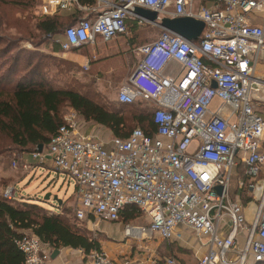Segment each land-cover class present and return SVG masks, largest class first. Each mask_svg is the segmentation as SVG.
Listing matches in <instances>:
<instances>
[{"label": "built area", "instance_id": "built-area-1", "mask_svg": "<svg viewBox=\"0 0 264 264\" xmlns=\"http://www.w3.org/2000/svg\"><path fill=\"white\" fill-rule=\"evenodd\" d=\"M193 4L95 0L85 6L78 0H42L39 5L41 16L95 12L64 29L63 51L110 42L127 33V20L159 27L134 13L135 7L203 23L194 41L159 27L155 40L133 48L139 59L116 100L151 103L153 134L134 128L124 139L103 142L81 129L85 122L70 108L47 144L29 153L33 162L12 163L24 171L31 163L46 164L69 177L72 216L78 224L92 221L91 228L79 225L98 243L100 222L119 221L122 210L135 207L141 223L122 222L129 255L112 257L99 244L87 253L77 249L83 264H179L174 255L161 257L156 249L179 240L181 229L193 235L192 247L204 249L195 264L264 262V73L256 72L264 59V0ZM171 63L178 66L176 74H164ZM81 67L86 71L87 62ZM2 195L14 198L12 186ZM241 195L256 202L249 224ZM14 244L22 264H49L53 249L30 232Z\"/></svg>", "mask_w": 264, "mask_h": 264}, {"label": "trees", "instance_id": "trees-1", "mask_svg": "<svg viewBox=\"0 0 264 264\" xmlns=\"http://www.w3.org/2000/svg\"><path fill=\"white\" fill-rule=\"evenodd\" d=\"M94 1L78 0L85 6L93 5ZM94 15L95 12L88 11L62 12L54 16L40 15L35 28L51 41V50L64 52L60 46L64 40V29L74 25L80 18L90 19ZM89 47L86 44L68 50L81 54L80 50ZM89 49L91 50V47ZM90 53L88 55H91ZM108 59V55L89 58L87 65L93 67ZM62 60L66 61L58 58V61ZM18 62L19 60L16 64ZM84 88L85 91H81L79 88L52 85L37 64L31 65L28 71L19 75L11 88L10 96L0 98V134L9 144L10 153L21 154L19 158L23 159L22 155L36 150L37 145L45 146L50 136L63 122L60 112L62 104L74 110L85 123L107 130L111 138L124 139L134 128L141 129L145 134H153L155 128L151 121V113L154 107L151 103L148 102L149 109L132 105L136 101L147 102L140 99L130 104H122L117 100L110 103L104 101L103 97L89 86ZM133 124L137 126L132 127ZM69 214L70 210L60 204L57 211H54L44 208L34 200L7 199L3 197L1 190L0 264H22V253L16 248L14 241L26 230L52 249L68 247L82 249L87 253L92 247L98 248V241L91 238L88 231L74 220L72 214L70 216ZM137 216L135 207H126L120 220L130 222Z\"/></svg>", "mask_w": 264, "mask_h": 264}, {"label": "rangeland", "instance_id": "rangeland-1", "mask_svg": "<svg viewBox=\"0 0 264 264\" xmlns=\"http://www.w3.org/2000/svg\"><path fill=\"white\" fill-rule=\"evenodd\" d=\"M41 1L0 0V98H8L16 78L28 71L31 65L37 64L52 85L79 88L81 91H85L84 87L89 86L94 92L97 91L104 101L114 103L120 85L129 76L139 59L133 52V48L155 40L160 31L159 27L149 24L137 27L134 25V21L127 20V33L115 39L116 45L121 42H123V45L114 49L111 54H108V60L99 65L88 67L84 71L78 63H73L66 59V61H58L60 57L53 55L57 51H53L50 48L51 41L46 39L35 28V23L40 18L39 5ZM89 48L80 50L82 55H87L88 60L89 58H93V56L97 57L99 55V51L93 54ZM64 52L75 53V51L71 50ZM89 53L91 55H88ZM60 54L63 56V52H60ZM18 60L19 62L16 64ZM262 71H264V67H256L257 73ZM123 75H125V78L119 80V77ZM216 102L217 100L214 99L211 107H214ZM132 105L150 108L149 103L143 101H136ZM68 109L70 108L66 104H62L60 112L64 114ZM77 119L81 124H84L79 116H77ZM90 124L85 123L81 129H84L86 133L96 134L99 137L98 139L103 142L110 138L107 130L97 125L92 129L93 126H89ZM135 126L137 125H132V127ZM10 151L9 144H7L4 137L0 134V192L6 186H12L14 198L23 199L24 201L26 199L34 200L44 208L57 211L56 202L52 200V196H55L61 200L60 205L63 208L70 210V216L73 204V196H71L73 181L64 173L57 172L46 164L38 165L31 163L30 168L26 171L14 169L12 168V163L17 161L21 154L10 153ZM22 158L28 162L34 161L29 153H24ZM234 187L235 176L232 174L229 181L230 194H232ZM47 193L50 194L49 198L44 199ZM254 196L255 198L258 197L257 191L254 192ZM255 208V200L247 201L243 204L242 214L246 224L251 222ZM70 221L74 222L71 217ZM139 221L141 220L134 218L129 223L139 224L141 223ZM91 223L92 221L87 219L84 224H79L83 227L87 226V228H91ZM97 228L106 235L105 241L100 237V240L103 241L102 245L105 248L110 249V245L120 247L126 243L121 234V223L100 222ZM25 232H28V230ZM156 250L161 257L167 254L174 255L176 259L181 261V264H187L189 261L195 263V260L190 258V253L177 242H171L164 247L160 246ZM131 252L133 255V249ZM128 253H130L128 249L119 250L120 255L116 257ZM68 254L71 253L67 251L64 257L66 263L70 261Z\"/></svg>", "mask_w": 264, "mask_h": 264}, {"label": "crops", "instance_id": "crops-1", "mask_svg": "<svg viewBox=\"0 0 264 264\" xmlns=\"http://www.w3.org/2000/svg\"><path fill=\"white\" fill-rule=\"evenodd\" d=\"M210 3H211V0H194L193 6H196L198 4L209 5ZM122 45H123V42L116 45L115 39H114V40L107 42V43H98L95 46H91V52L93 54H95L96 51H99L98 56H102V55L106 56L108 54H111L114 51V49H116L117 47H121ZM101 53H104V54L101 55ZM53 55H56L57 57H60V58L66 59V60H70V61H72L74 63H78L80 65L87 62V60H88L87 56L79 54L78 52H75V53L63 52V56H62V54H60V52H54ZM94 57L95 56H93V59L96 58V57L95 58ZM258 67H264V59L260 60ZM177 69H178V66L175 63H171L168 66V68H166L164 70V74L175 75L177 72ZM263 73H264V71L259 72V74H263ZM124 78H125V75L120 76L119 80H123ZM89 126H93L92 129L95 128V125H93V124L92 125L90 124ZM240 199L243 203H246L247 201L249 202V200H247V198H245L244 195H241ZM124 210L121 211L120 218H121V214L124 212ZM135 218H137V217H135ZM113 223H117V224L121 223V225H122L121 220L113 222ZM123 223H126V222H123ZM180 233H181V238L179 240L174 238L172 240V242H177L178 244H180V246H182V248L186 249L190 253V255H191L190 258L196 260V257L204 251L203 247L198 246V245H194L195 247H192V244H193V237L192 236L193 235H191L190 232H187V231H184L183 229H181ZM121 234H122V229H121ZM100 237H102L104 241L106 240L105 233L102 232ZM122 237H123V234H122ZM98 240H99L100 246H102L109 253V255L112 257L119 256L120 255L119 250H123V249L127 250V248L124 245H122L120 247L115 246V245H110V249L105 248L102 245L103 241H101L100 238ZM168 247H170V246H168ZM67 251H69L71 254H68L70 261H68L66 263V261L64 260V257L67 254ZM121 255H129V253L128 254H121ZM177 262L179 264H181V261L178 259H177ZM49 264H83V261L78 256L77 249H71L68 247H64V248L58 249V253L53 258H50ZM157 264H160V263L158 262ZM187 264H195V263L193 261L192 262L189 261V262H187Z\"/></svg>", "mask_w": 264, "mask_h": 264}, {"label": "water", "instance_id": "water-1", "mask_svg": "<svg viewBox=\"0 0 264 264\" xmlns=\"http://www.w3.org/2000/svg\"><path fill=\"white\" fill-rule=\"evenodd\" d=\"M133 12L139 15L140 17L146 19L147 21L155 23L160 28L166 29L187 41L196 40L203 28L202 21L190 16L157 17V13L155 11L141 7H135L133 9ZM212 86H214V83H212ZM41 148L42 145H37L36 151L39 152ZM217 190H219V188H217ZM49 195V193L45 194L44 199H48ZM52 200L56 202L57 206L61 203V200L56 198L55 196H52ZM57 253L58 249H53L51 253V258H53Z\"/></svg>", "mask_w": 264, "mask_h": 264}]
</instances>
